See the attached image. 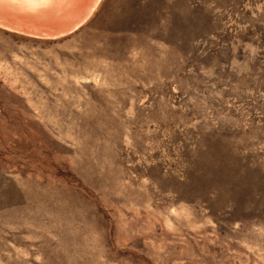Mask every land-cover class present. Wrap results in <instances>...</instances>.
<instances>
[{
  "label": "rangeland",
  "instance_id": "obj_1",
  "mask_svg": "<svg viewBox=\"0 0 264 264\" xmlns=\"http://www.w3.org/2000/svg\"><path fill=\"white\" fill-rule=\"evenodd\" d=\"M8 28L0 264H264V0Z\"/></svg>",
  "mask_w": 264,
  "mask_h": 264
},
{
  "label": "bare ground",
  "instance_id": "obj_2",
  "mask_svg": "<svg viewBox=\"0 0 264 264\" xmlns=\"http://www.w3.org/2000/svg\"><path fill=\"white\" fill-rule=\"evenodd\" d=\"M47 1L58 6L49 10H44V8L39 11L34 10L36 3L44 5ZM98 1L0 0V24L27 34L56 36L83 22Z\"/></svg>",
  "mask_w": 264,
  "mask_h": 264
}]
</instances>
